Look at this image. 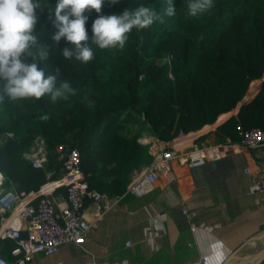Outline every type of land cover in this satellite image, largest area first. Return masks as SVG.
Instances as JSON below:
<instances>
[{"label":"trees","instance_id":"obj_1","mask_svg":"<svg viewBox=\"0 0 264 264\" xmlns=\"http://www.w3.org/2000/svg\"><path fill=\"white\" fill-rule=\"evenodd\" d=\"M138 3L156 8L161 19L134 31L124 49L96 50L87 63L63 57L65 43L52 41L45 12L40 40L48 56L42 64L49 72L59 68V78L70 80L77 93L69 101L0 103V172L9 188L27 197L55 180L62 166L56 147L64 144L80 150L91 189L117 196L153 159L151 143L140 141L145 134L170 141L212 124L263 76L264 0H214L213 9L198 17L186 14L187 0H176L174 17L165 14L166 0H125ZM238 124L264 129V90L221 129L237 134ZM38 138L49 154L46 167L25 156ZM1 243L2 254L14 260V240Z\"/></svg>","mask_w":264,"mask_h":264},{"label":"crops","instance_id":"obj_2","mask_svg":"<svg viewBox=\"0 0 264 264\" xmlns=\"http://www.w3.org/2000/svg\"><path fill=\"white\" fill-rule=\"evenodd\" d=\"M263 90L264 74L251 82L237 107L221 114L214 123L170 141L145 134L140 141L151 143V151L160 152L169 146L175 150L172 172L160 177L142 197L125 194L127 186L119 194L123 195L121 199H117L119 195L110 197L111 208L103 210L100 216L96 214L95 202L87 199L83 213L90 229L83 244L68 243L53 255L38 254L30 264L255 263L264 252V194L254 184L253 176L264 179V144L247 147L233 129L221 127L238 117L242 106L254 103ZM195 145L218 146L221 158L207 160L201 166L185 164ZM145 168L135 170L130 183ZM247 168L252 175L246 173ZM0 174L1 191L9 186ZM61 174L62 169L57 177ZM41 197L40 189L27 196L34 202ZM45 197L58 212L67 203L63 188L54 189ZM184 209L197 215L186 217ZM17 217L16 211L1 215L0 227L9 223L24 227ZM201 254L208 258L205 263L198 259ZM0 255L8 259L1 250ZM17 255L14 247L11 258Z\"/></svg>","mask_w":264,"mask_h":264},{"label":"clouds","instance_id":"obj_3","mask_svg":"<svg viewBox=\"0 0 264 264\" xmlns=\"http://www.w3.org/2000/svg\"><path fill=\"white\" fill-rule=\"evenodd\" d=\"M166 4L165 14L176 16V0ZM106 7L117 10L105 12ZM213 7L214 0H187L186 14L198 17ZM45 12L53 24L52 41L65 43L60 48L63 57L82 63L92 60L96 50L124 49L134 31L161 19L156 8L146 3L125 5V0H0V103L45 97L69 101L77 93L70 80L59 78V68L49 72L42 64L48 56L40 40L47 27L42 20Z\"/></svg>","mask_w":264,"mask_h":264},{"label":"built area","instance_id":"obj_4","mask_svg":"<svg viewBox=\"0 0 264 264\" xmlns=\"http://www.w3.org/2000/svg\"><path fill=\"white\" fill-rule=\"evenodd\" d=\"M237 134L241 143L247 147L254 148L264 144V129L259 127L245 128L238 124ZM42 143L45 145L43 138ZM59 161L62 166V174L55 180L41 186L43 195L38 201L29 200L23 194L12 188L0 191V214L2 216L17 212V218L24 227L15 223L3 224L0 227V239L11 238L15 242L17 257L8 260L0 255V264H30L38 254L53 255L65 244L73 243L82 245L90 223L83 213L85 201L92 199L96 204V214L100 216L103 210H109L112 206L111 199L106 193L91 189L82 167L80 150L77 147L59 144L56 147ZM153 159L145 170L128 185L125 194L134 197H142L154 188L162 176L172 172L173 160L177 154L172 147H167L160 152H154ZM48 152L38 156L34 147L25 154L35 167H46ZM221 158L218 146H193L187 155L185 164L190 166H201L207 160ZM247 174L252 175L250 168ZM256 187L264 194V179L253 176ZM63 188L66 194V205L58 212L54 203L45 197L50 191ZM123 195L117 196L121 199ZM186 217H195L194 211L183 210ZM26 231V234L23 232ZM199 261L205 263L208 258L201 254ZM264 264V262H263Z\"/></svg>","mask_w":264,"mask_h":264},{"label":"rangeland","instance_id":"obj_5","mask_svg":"<svg viewBox=\"0 0 264 264\" xmlns=\"http://www.w3.org/2000/svg\"><path fill=\"white\" fill-rule=\"evenodd\" d=\"M45 146L43 143H42V139L38 138L32 147H34V151L38 152V156H42L46 149H45Z\"/></svg>","mask_w":264,"mask_h":264},{"label":"water","instance_id":"obj_6","mask_svg":"<svg viewBox=\"0 0 264 264\" xmlns=\"http://www.w3.org/2000/svg\"><path fill=\"white\" fill-rule=\"evenodd\" d=\"M229 261H226L228 263ZM264 262V252L260 255L259 259L253 264H262Z\"/></svg>","mask_w":264,"mask_h":264},{"label":"bare ground","instance_id":"obj_7","mask_svg":"<svg viewBox=\"0 0 264 264\" xmlns=\"http://www.w3.org/2000/svg\"><path fill=\"white\" fill-rule=\"evenodd\" d=\"M1 174H0V179H1ZM264 249V248H263ZM261 250V249H260ZM259 254V253H258ZM261 254V253H260ZM255 256V255H254ZM247 256H245V258H246ZM241 258V257H240ZM244 258V257H243ZM248 258V257H247ZM242 259V258H241ZM246 260H248V259H246ZM254 260V259H253ZM257 260V259H256ZM245 261V260H244Z\"/></svg>","mask_w":264,"mask_h":264}]
</instances>
